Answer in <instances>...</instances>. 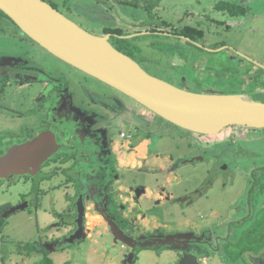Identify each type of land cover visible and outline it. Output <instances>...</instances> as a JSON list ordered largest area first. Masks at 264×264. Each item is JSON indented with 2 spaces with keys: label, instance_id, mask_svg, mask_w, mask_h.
<instances>
[{
  "label": "flooded vegetation",
  "instance_id": "1",
  "mask_svg": "<svg viewBox=\"0 0 264 264\" xmlns=\"http://www.w3.org/2000/svg\"><path fill=\"white\" fill-rule=\"evenodd\" d=\"M8 21L15 24L0 10V34H7ZM8 53L0 56V157L45 132L54 133L60 147L36 175L0 177L3 226L21 211L52 215L35 243L43 258L74 250L86 261V251L105 247L118 249L123 264L140 263L147 250L157 264H264V164L243 161L249 142L264 136L208 144L198 134L202 150L176 155L161 142L170 145L173 138L184 147L182 139L136 100L71 65L81 89L69 81L70 71L55 76L45 69L32 48ZM88 83L105 92L82 100L81 93L92 91ZM11 90L23 92L20 102L6 98ZM199 161L205 164L199 174L182 168Z\"/></svg>",
  "mask_w": 264,
  "mask_h": 264
},
{
  "label": "rangeland",
  "instance_id": "2",
  "mask_svg": "<svg viewBox=\"0 0 264 264\" xmlns=\"http://www.w3.org/2000/svg\"><path fill=\"white\" fill-rule=\"evenodd\" d=\"M47 1L95 34H108L105 32L108 27L122 28L124 36L145 33L130 38L128 45L114 39L117 37H112V42L115 46L122 47L124 51L129 52L142 67L155 76L180 87L186 85V88L194 92L243 93L252 100L264 102V0H128L131 3L127 0ZM132 1L139 3L135 5ZM220 1L238 3L239 6L242 5L240 7L247 9L246 14L232 17L228 13L215 10V5ZM151 5H153V9L149 11L147 6ZM178 15L183 19H179ZM163 20L173 26H162ZM6 23L9 24L8 29L6 28L8 37L5 32L0 34V56L8 53V50L11 51L9 53L16 54L32 48L38 53L37 59L43 63L45 69L53 72L55 76L70 71L69 81L82 89L83 86L79 85L81 77H77L74 72L69 70V68L74 70L71 65L26 40L24 33L15 24L9 21ZM183 25L203 28L205 37L198 42H193L184 36L176 37L168 33L162 35L157 32L151 34L152 31H174L175 28H178L177 26ZM20 37H23L26 42L22 41ZM23 45L24 48L21 47ZM223 77H226V80ZM87 85L92 91L91 93L87 92L88 96L81 93L79 97L82 100L100 98L105 92L102 88H92L89 83L85 84L87 89H89ZM105 87L108 91L112 89L110 86L105 85ZM22 94L21 90L6 91V98L20 102ZM158 123H161L162 126L168 123L169 133L181 138L185 144L186 147L180 144L174 146L173 138L171 146L161 142L162 145L166 144L167 148L173 149L172 152L176 155L181 154L182 150H186L184 155L192 156L194 152L202 150L205 146L200 141L201 136L199 137L196 133L185 134L183 132L185 129H181L161 117H158ZM7 127H10V124ZM166 129L163 128V132ZM233 136H247L252 139L256 136H264V129L231 126L218 134L202 135L204 139L208 140L206 141L208 144L215 143V141L225 144ZM152 141H156V138H153ZM249 147L251 153L248 158L243 160L245 164L247 163L250 167L264 164V155L262 157L257 152L260 151L264 154V142L253 140L249 142ZM199 155L202 156L201 153ZM204 167L203 161H199L194 167L186 165L182 168L191 171L189 173L192 174L196 169L195 173L199 174ZM250 171L252 170L250 169ZM252 179L253 176H251ZM153 181L155 182V180ZM161 181L168 182L164 178ZM11 198L19 201L18 197L13 195ZM248 204L250 203L248 202ZM224 205L222 204V206ZM257 205L259 208L262 206L261 202H258ZM191 216H193L192 213ZM52 217V215H46L44 211L39 215L36 213L30 215L21 211L13 214L9 219L6 218L4 229L0 230V264H35L40 261L43 258V252L35 247V243L41 241L43 234L47 232V226L53 220ZM162 220L166 221L165 217ZM202 225H204L203 222ZM233 238V236H229L227 242L234 243ZM51 257L57 264L124 263L118 249L107 250L105 247L91 248L86 251L82 256V258H86V261H81V256L77 255L74 250L69 254L54 253L51 254ZM163 259V263H166L165 257ZM156 262L154 251L147 250L144 252L142 261L138 264H157Z\"/></svg>",
  "mask_w": 264,
  "mask_h": 264
},
{
  "label": "water",
  "instance_id": "3",
  "mask_svg": "<svg viewBox=\"0 0 264 264\" xmlns=\"http://www.w3.org/2000/svg\"><path fill=\"white\" fill-rule=\"evenodd\" d=\"M0 10L55 57L121 91L179 128L202 135L218 134L230 126L264 129V102L243 94L194 92L155 76L116 48L110 41L111 33L88 31L46 0H0ZM59 147L52 132L14 146L0 157V177L36 175Z\"/></svg>",
  "mask_w": 264,
  "mask_h": 264
},
{
  "label": "trees",
  "instance_id": "4",
  "mask_svg": "<svg viewBox=\"0 0 264 264\" xmlns=\"http://www.w3.org/2000/svg\"><path fill=\"white\" fill-rule=\"evenodd\" d=\"M47 1V0H46ZM49 2V1H48ZM130 2L131 1H128ZM224 2V1H222ZM51 3V2H50ZM133 4L138 5L136 1H132ZM52 4V3H51ZM54 7H56L54 4H52ZM152 6H147V8L149 9V11H152ZM242 6V5H240ZM239 4L237 3H222L220 4L217 8L218 10H224L226 9L230 14L235 15V16H241V15H245L246 14V8L245 7H240ZM57 8V7H56ZM170 24H168L166 21H163L162 26H169ZM154 29V28H153ZM106 33H111L112 37H117L114 38L118 41H120L122 44L127 43V45L129 44L130 38H122V36H124V30L122 28H113V27H108L105 30ZM159 33L162 35H165V33L168 34H174L177 35L176 37H182L184 36L185 38L189 37L191 41L193 42H198L200 39L205 37V32L203 29H200L198 27H193V26H185L183 28H175L174 31H152L151 34L153 33ZM173 36V35H172ZM112 37L110 39V41L112 42ZM113 43V42H112ZM113 45L115 46V44L113 43ZM120 51L124 52L125 54L131 56L132 58H134L129 52L124 51L123 48L121 47H117ZM135 59V58H134ZM178 127V126H177ZM4 221L0 219V227H3ZM35 264H57L56 261H54L51 257L45 256L44 258H42L40 261H37Z\"/></svg>",
  "mask_w": 264,
  "mask_h": 264
},
{
  "label": "crops",
  "instance_id": "5",
  "mask_svg": "<svg viewBox=\"0 0 264 264\" xmlns=\"http://www.w3.org/2000/svg\"><path fill=\"white\" fill-rule=\"evenodd\" d=\"M222 3H231V1H224V2H222V1H220V2H217V4L215 5V10H218V6L220 5V4H222ZM219 12H223V13H228L230 16H232V17H238V16H235V15H232V14H230L226 9H224V10H218ZM185 15H192V14H185ZM178 17H180L179 15H178ZM179 19H183V17H180ZM163 21H165V20H163ZM163 23V22H162ZM171 26H173L172 24H170ZM185 26H190V25H185ZM184 25L183 26H177L178 28H183V27H185ZM200 29H203V28H201V27H199ZM204 30V29H203ZM4 229V226L3 227H0V230H3Z\"/></svg>",
  "mask_w": 264,
  "mask_h": 264
},
{
  "label": "bare ground",
  "instance_id": "6",
  "mask_svg": "<svg viewBox=\"0 0 264 264\" xmlns=\"http://www.w3.org/2000/svg\"><path fill=\"white\" fill-rule=\"evenodd\" d=\"M239 95H242V94H239ZM246 96V95H245ZM246 97H248V96H246ZM249 98V97H248Z\"/></svg>",
  "mask_w": 264,
  "mask_h": 264
}]
</instances>
